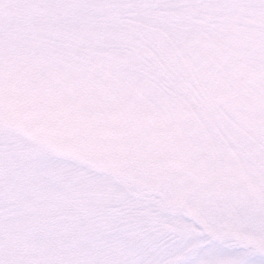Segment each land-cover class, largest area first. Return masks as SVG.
I'll return each instance as SVG.
<instances>
[{"label":"rangeland","instance_id":"1","mask_svg":"<svg viewBox=\"0 0 264 264\" xmlns=\"http://www.w3.org/2000/svg\"><path fill=\"white\" fill-rule=\"evenodd\" d=\"M74 7L0 13L51 23L77 80L100 91L110 126L68 133L43 107L13 99L8 122L43 148L134 188L137 216L158 249L187 259L176 232L204 230L242 246L228 264L264 255V165L250 131L264 121V0H30ZM230 192V216L209 211ZM102 195L118 197L119 187ZM150 205V206H146ZM167 217L168 219H164ZM196 227H192V225ZM231 246V245H229Z\"/></svg>","mask_w":264,"mask_h":264},{"label":"snow or ice","instance_id":"2","mask_svg":"<svg viewBox=\"0 0 264 264\" xmlns=\"http://www.w3.org/2000/svg\"><path fill=\"white\" fill-rule=\"evenodd\" d=\"M17 5L74 7L30 0ZM61 39L51 23L0 13V264H173L168 256L176 249H158L138 225L144 201L136 189L116 185L71 153L43 148L3 115L16 99L45 108L70 134L86 136L110 126L102 93L63 67ZM249 135L264 157V121ZM102 186L119 187L121 195H102ZM217 199L222 202L209 211L219 216L228 217L239 206L230 192L212 193L209 205ZM256 210L264 218V202ZM176 238L185 244L182 264H228L222 257L242 250L204 230L185 228ZM234 264H264V255Z\"/></svg>","mask_w":264,"mask_h":264}]
</instances>
